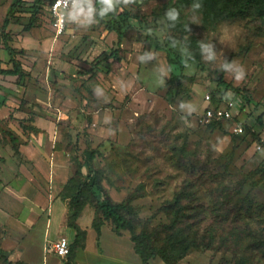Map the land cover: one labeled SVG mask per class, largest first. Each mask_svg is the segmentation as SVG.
Masks as SVG:
<instances>
[{"label": "rangeland", "instance_id": "rangeland-1", "mask_svg": "<svg viewBox=\"0 0 264 264\" xmlns=\"http://www.w3.org/2000/svg\"><path fill=\"white\" fill-rule=\"evenodd\" d=\"M14 1L0 0V32ZM245 6L248 15L226 18L227 0H114L111 10L136 17L121 42L107 29L109 19L98 16L94 0L86 2L84 13L69 16L58 38L42 0L35 28L24 29L28 18L11 23L10 45L23 50L18 57L27 76L17 97L24 134L13 142L15 132L0 126V250L10 261L64 264L45 246L59 237L74 243L70 225L76 224L84 237L71 264H142L130 232L117 234L104 220L100 192L80 188L91 175L113 202L135 197L126 216L137 233H153L157 246L174 243L175 255L191 246L178 264H264V0H238L232 7ZM170 35L196 61H187L181 85L170 81L166 53L151 44V36ZM115 50L117 59L110 57ZM0 66H9L1 47ZM241 68L245 76L236 80ZM227 85L250 100L238 103L243 109L236 120L200 121L206 96ZM40 120L44 131L54 128L53 149L66 161L67 178L56 189L50 181L42 183L41 172L20 150L33 140L32 132L42 131ZM237 125L241 134L234 132ZM96 150L88 159L86 153ZM4 159L17 171L1 166ZM33 179L48 202L32 197L30 210L25 202L8 201L11 187L18 193ZM177 194L181 210L170 206ZM76 195L82 206L74 218ZM27 212L32 215L24 219ZM0 264H6L1 256ZM148 264L164 262L155 257Z\"/></svg>", "mask_w": 264, "mask_h": 264}, {"label": "trees", "instance_id": "trees-1", "mask_svg": "<svg viewBox=\"0 0 264 264\" xmlns=\"http://www.w3.org/2000/svg\"><path fill=\"white\" fill-rule=\"evenodd\" d=\"M89 0H86L88 2ZM238 0H227V3L231 4L230 9L224 10L222 13L223 16L226 18L229 17H239V16H246L250 13V9L248 6L239 7L235 9L232 7ZM86 5V3H85ZM94 5L98 8V16L100 18H108L107 21V29L111 32H116L119 42L124 39L125 31L127 28H130V19H136V17L127 12H119L115 10H109L104 12V4L102 0H94ZM41 0H15L13 4L10 6L8 13L3 21V25L1 27L0 32V47L2 50L5 51L8 57V64L7 68H2L0 66V80L4 82V84L12 83L14 86H21L22 82L25 80L27 73L24 71L23 64L21 60L18 58V55L23 52V50L18 51L16 48L10 45L11 37L9 32V26L13 21L20 20L22 18H28L29 23L25 26L26 31H30L31 29L36 27L38 22L39 12H40ZM84 6V5H83ZM81 6V7H83ZM20 8H25L23 11H20ZM78 10V9H76ZM75 10V11H76ZM74 12V11H73ZM103 13V15H102ZM28 17H26V16ZM50 16V14H49ZM152 27V25H151ZM179 39L174 36L170 35L165 39H154L151 36V44L160 51H164L167 55L168 66L170 70V81L177 82L178 85L182 84L183 79L185 78L184 71L186 69L187 61L195 60L188 59V52L186 48L179 43ZM111 58L117 59L118 58V51L115 50L110 55ZM98 65L102 64V60H98ZM1 84V83H0ZM6 85H0V109L5 106L8 95L13 94V90L10 88H6ZM231 90V93L228 91ZM244 91L240 89L233 88L231 85H227L226 89L224 90H215L214 93L211 95V99L213 103H221L226 98H233L235 99L241 96L243 99L246 96L243 95ZM243 95V96H242ZM246 101H250L249 99ZM240 108L243 109V106L240 105ZM236 120V118L234 119ZM233 120V121H234ZM224 121H213L210 125L219 124ZM260 122L262 120L260 119ZM11 140L16 142V138L12 136ZM257 146V143H256ZM16 150L17 148L14 147ZM257 149V148H256ZM96 153H99L97 150L86 153L88 159H94ZM80 188H87L89 190L97 191L100 193L97 194V205L99 210L102 213V216L105 221H111L114 225V231L117 234H120L123 230H128L131 235V241L134 244V251L137 255H139L142 264H148L151 259L155 257H159L164 264H178L179 259L183 258L185 254L190 250L191 246L185 245L182 247L183 252L180 255H175L176 252H173L174 243L172 244H165L163 246H157L154 241V234L149 233L146 231H142L140 233L136 232V227L133 220L126 216V214H132V207L131 203L133 202V196L127 197L122 202H113L108 196H105L104 188L101 185L99 179L95 176H89L87 182H84L80 185ZM78 195L73 198L72 206H73V217H77L80 213V207L82 206L79 202ZM182 200V196L176 195L174 198V202L170 205L172 208H179L178 205ZM179 210H181L179 208ZM178 220V221H177ZM174 222L175 225L179 223L180 219L177 218ZM103 225V221L98 222L95 225V229L100 234L101 227ZM71 228H73L76 232L75 241L70 243V253L68 257L65 259L64 264H71L70 256L73 254L74 251L80 248L81 241L84 237V231H82L76 224H71ZM187 240V239H184ZM180 243V241H179ZM73 244V245H72ZM181 250V249H180ZM0 256L4 260L6 264H22L21 262H12L8 259V253L5 251L0 250Z\"/></svg>", "mask_w": 264, "mask_h": 264}, {"label": "crops", "instance_id": "crops-1", "mask_svg": "<svg viewBox=\"0 0 264 264\" xmlns=\"http://www.w3.org/2000/svg\"><path fill=\"white\" fill-rule=\"evenodd\" d=\"M21 48H23V47H21ZM3 68H7V66L3 67ZM5 87L12 89L13 94L8 95L5 106L0 109V126H4L7 129H11L12 130L11 133L15 132V134L13 133L14 137L18 138V136H20V134H22V135L24 134L23 129L20 127V125H18V120L23 118V117H20L19 114L20 113L24 114V113L17 111L19 108L18 102H17V97L21 96L20 93L23 94L24 90L21 86H14V85L11 86L10 84H9V86L7 85ZM18 88H20L22 91L19 90ZM0 93H1V91H0ZM38 102H40V101H38ZM17 125H18V129H17V127H15ZM38 127L42 131H39L37 133V135H36V133L32 132L31 137L33 136L32 137L33 140H31V143L29 145H26V146L22 145L20 150L32 159V163L35 164L36 169H37L36 172H38V173L41 172L42 183H47L50 181L55 185L54 188L56 189V188H59L60 183L62 181L64 182V180L67 178V170H65V167H64L65 165H62V163L66 162L65 157H64L63 153H61L59 151H54V149H53L54 144L51 141H52V139H54V137L52 135L53 132H51V131H53L54 128L50 127L51 131H46V130L44 131L45 127L43 125H41V120L38 123ZM33 130H36V129H33ZM4 160H5V162H2L1 166L5 167V165L8 164V165H10L11 168H13L15 171H17L18 167L16 164L11 162L12 160H10V161L6 160V159H4ZM19 184L20 183H18L16 181L14 186L18 188ZM38 185H36V183L34 182V179H33V181L32 180L31 181L26 180V183L20 185L21 186L20 190H18L19 195L11 187V194L12 195L5 196V197L8 199V201L10 203L19 204V205L23 204L25 202L26 205L30 206L29 204H33L32 197L38 198V200H37L38 202L40 201L43 203V202H45V200L48 202V199L46 198V196L48 195L46 190L44 188H42V184H38ZM15 196L18 198H21L20 203H19V201L16 200ZM31 209H32V207L30 208V210ZM29 215L31 216L32 214H29V212L25 213L24 219H28L30 217ZM59 238H61V237H59ZM59 238H57V239H59ZM67 239H68V241L70 240L69 238H67ZM56 240H54V241H56Z\"/></svg>", "mask_w": 264, "mask_h": 264}, {"label": "built area", "instance_id": "built-area-1", "mask_svg": "<svg viewBox=\"0 0 264 264\" xmlns=\"http://www.w3.org/2000/svg\"><path fill=\"white\" fill-rule=\"evenodd\" d=\"M47 7L52 21V27L54 29L56 37H60L66 31L69 16L77 8L74 6L79 4L85 5L86 0H42ZM59 4V7L56 5ZM235 99L226 98L221 103H213L211 96H206L208 106L206 107L203 115H200V121L205 124H210L213 121H233L238 116L240 104L244 103V99L239 96ZM234 132L241 134L243 128L241 125H237ZM257 150L261 149L260 145H257ZM45 250L48 254H52L61 260H65L70 253V243L66 237H61L56 241H50L46 243Z\"/></svg>", "mask_w": 264, "mask_h": 264}, {"label": "clouds", "instance_id": "clouds-1", "mask_svg": "<svg viewBox=\"0 0 264 264\" xmlns=\"http://www.w3.org/2000/svg\"><path fill=\"white\" fill-rule=\"evenodd\" d=\"M103 4H104V12H107L109 10H111L113 7H114V0H102ZM199 6V5H197ZM56 7H59V4L56 5ZM75 8H77L79 10V13H84L85 12V9L83 7H81L79 4L75 5L74 6ZM91 12H92V9L91 7H88V10H87V13H85L86 15L90 16L91 15ZM78 13H74L73 14V18H75V16L77 15ZM103 15V13H102ZM169 15L171 16L172 19H175L176 16H177V13L176 12H170ZM205 51H210V47L208 46H205ZM212 58V57H210ZM225 67H231V65H227L225 64ZM245 76V72H244V69L241 68L237 71V74H236V80H241L243 79Z\"/></svg>", "mask_w": 264, "mask_h": 264}]
</instances>
